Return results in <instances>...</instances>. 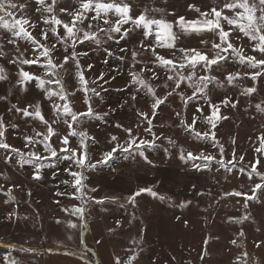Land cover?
Listing matches in <instances>:
<instances>
[{
  "label": "rangeland",
  "instance_id": "rangeland-1",
  "mask_svg": "<svg viewBox=\"0 0 264 264\" xmlns=\"http://www.w3.org/2000/svg\"><path fill=\"white\" fill-rule=\"evenodd\" d=\"M15 2L27 3L29 7L25 15L34 23L39 21L41 14L36 12L38 5L35 0H15ZM131 3L134 17L146 7L161 10L149 13L150 16L155 18L163 16L173 23L176 16H184L186 19L197 18L198 14L188 9L189 4H195L202 11L214 6L213 0H131ZM57 7H68L71 10L76 7L75 0H61ZM170 12L175 13L176 16L167 15ZM226 14L232 15L230 12ZM60 18L65 22L69 19L66 15ZM43 27L45 26L41 23L37 29H30L38 40L41 38L40 30ZM124 27L129 32L118 45L113 41H107L99 48L87 42L83 46L77 45V51L88 53L87 56L80 57L86 79L91 82L103 73L107 81V83L103 81H98L97 84L90 83V87H96L100 92L99 96L91 97L93 110L99 118L92 116L84 119L77 131H86L94 138L87 143L90 162L95 163L102 159L103 153L110 151L114 146L115 142H110L112 136H116L120 143L126 142L128 134L125 129H132L133 135L138 140L153 139L151 134L144 131L149 127L147 121L138 115L139 112H145L153 120L150 126L153 133L159 137L155 141L156 146L145 150L147 159L135 152L117 153L114 154L115 159L107 164L97 165L94 169L77 168L71 159L64 158L69 154L61 151L59 137L68 134L67 125L61 119L53 125L57 136L51 140L52 147L61 158L54 157L41 161L38 179L33 178L37 172L34 163H18L19 157L5 163L3 150H0V185H3V189L0 190V264H5L6 258L8 264H13V261L15 264H97V262L115 264L117 257L126 259L131 255L130 251L124 250L111 258L108 257V251H104L106 256L96 254L95 244H98V251L101 252L106 238L110 237L113 243H117V239L122 238L121 235L124 234L121 233L124 222L119 219L121 217L124 220L136 219L138 214L135 215V212L139 213L137 208L144 218L155 221L153 218L161 216V223L156 221L158 224H153L150 229L162 224L158 228H164L162 233H166L170 240L172 238V245H176V249L181 250L177 252L176 257H170L171 264H186L185 262L237 264L238 256L241 257L239 264H245V260L246 264H264V190H257L256 198L247 201L243 196L225 195L233 191L252 195V186L260 183L256 176L251 180L248 178L250 167L241 172V165L237 161L239 156L243 155L245 157L243 163L247 165L249 162H254L259 155L255 152V148L259 147L260 143L257 137L264 134V113L257 112L255 105L264 101V77L258 79L255 84L257 91L251 96L241 95L244 88L254 86L253 81L248 78L238 80L235 86L209 85L208 101L203 98L194 99L187 106L183 104L178 94L168 96L156 116L152 117V99L145 94V91L137 93L134 87L129 86V72H140L145 64L152 67L157 72V78L153 79L152 73L147 71L142 73V78L152 85L161 98L174 88V84L168 80L170 73L151 63L154 59L151 53L145 54L140 50L142 41L148 45L155 37L145 40L143 29L134 28L131 23ZM228 27L225 24V28ZM174 31L179 29L174 28ZM60 34L63 35L62 28ZM49 36L47 43L51 46L56 40L51 34ZM208 38L217 39L218 42V38L210 34ZM199 39V37L185 36L181 37L179 44L181 47H202L198 43ZM234 43L244 47L246 54H254L246 37ZM20 46L21 50L28 48L27 56L32 59L30 46L25 42H21ZM104 48H108L113 55L111 57L106 55ZM120 48L128 51L120 52ZM133 49L140 51V56L137 58L140 63L132 61ZM11 50V45H6L4 48L6 53ZM156 51L165 58L171 55L170 49L158 47ZM65 54L64 47L57 43L53 59L62 62ZM121 56L124 57L123 61L119 59ZM89 64L93 65L91 70L87 69ZM0 66L4 67L5 75L8 77L0 81V97H4L0 99V117L4 118L8 126L6 142L22 152H27L29 149L24 146V136L34 135L33 129L43 131L44 126L32 118L25 120L21 114L9 109L13 104L25 108L29 104L35 105L40 102L42 114L51 122L55 119L52 105L45 99L44 92L36 87L35 81L24 86L16 83L18 69L8 63L7 57H0ZM69 67L74 66L69 65ZM24 70L36 76H44V69L36 65L24 66ZM246 71L252 70L240 65L235 59H229L221 69L213 71L212 75L223 82L227 73ZM198 74H200L199 70ZM61 75L65 76V87L69 91L79 87L74 74L68 76L62 71ZM180 91H183L185 96L192 94V89L187 88L186 85H182ZM133 95L137 97L135 100L132 99ZM225 97L230 101H238L237 106L232 108L222 105L220 102ZM83 99L82 92H78L72 98L75 111L87 110ZM209 102L220 105L218 115L227 117L219 120L215 129L203 119L211 112L208 107ZM198 107L203 109V116L197 112ZM177 113H180L179 117ZM194 116L197 117L196 131L215 132L219 145H223L226 163L232 160L235 151L237 161L233 163L236 167L227 164V168H231V171L220 167L216 162L220 160L219 146L214 147L210 139L197 138L185 131L184 126L180 124L181 118H184L186 123H191ZM13 123L18 125L17 129L11 128ZM116 125L122 127L118 128ZM69 146L78 149L79 138L70 137ZM37 149L41 155H47L43 145H37ZM189 152L194 155H199L201 152L205 155L211 154L215 160L209 163L181 158L182 155L186 157ZM260 159L262 162L257 168L259 172L264 173V156ZM205 163L208 164L206 168L202 166ZM193 164L201 167H193ZM65 169L83 175V187L80 192H75L72 186L74 178ZM9 187L14 198L11 200L5 195ZM140 189H150L151 192L156 193V196L148 191L135 196ZM133 196L135 203H130L129 197ZM6 200L8 203H5ZM100 200H103V203H96ZM81 204L85 208L83 229L79 227L78 216L70 214L73 207H79ZM130 206H134V210L128 213ZM118 210L122 213H118ZM9 213L14 215L10 217ZM245 216L247 219H243ZM164 217L169 219V224L167 221L163 222ZM154 221L151 223H156ZM69 222L76 223L77 228H70ZM232 241L236 243L233 244ZM29 249L31 251H27ZM185 252L190 253L186 258ZM244 252L247 253L246 258L241 256ZM134 262L135 260L133 264Z\"/></svg>",
  "mask_w": 264,
  "mask_h": 264
},
{
  "label": "snow or ice",
  "instance_id": "snow-or-ice-1",
  "mask_svg": "<svg viewBox=\"0 0 264 264\" xmlns=\"http://www.w3.org/2000/svg\"><path fill=\"white\" fill-rule=\"evenodd\" d=\"M61 0H35L38 5L36 12L40 13L39 21L34 23L26 15L29 5L27 3H17L15 0H0V57H7L8 63L15 65L18 69V79L16 83L24 86L31 81L36 82V87L44 92L45 99L49 100L52 105V111L55 119L49 122L42 114L40 102L35 105L29 104L25 108H20L13 104L9 111L19 113L25 120L32 118L34 121H39L44 126L43 131H37L33 129L34 135H25V148L29 149L27 152H22L20 149L15 148L11 144L6 142V133L8 126L4 122V118L0 117V150H3L5 163L10 162L13 158L19 157L18 163H34L37 168V172L33 178H39V168L41 167V161L52 158H61L60 154L52 147L51 140L57 136V131L53 127L61 119L63 123L67 125L68 134L59 137L61 151L68 153L69 155L64 157L71 159L73 164L77 168H91L94 169L97 165L107 164L111 160L115 159L114 154L117 153H130L135 152L140 157L147 159L145 156V150L147 148H154L156 139H159L153 133L150 127L153 124V120L149 118V114L145 112H139L138 115L147 121L149 127L144 129L145 132L153 136L152 140H146L140 138L139 140L133 135L132 129H125L128 136L125 143H120L116 136L111 137L110 142H115L110 151L103 153L102 159L95 163L90 162L88 156V141L94 140L90 137L86 131H77L81 122L92 116H99L93 110L92 96H99L100 92L96 87H90L91 84H97L98 81L107 83L104 79V74L101 73L99 77L91 82L85 77V70L82 67L80 57L87 56V52L77 51V45L83 46L86 42L94 44L98 48L102 47L107 41H113L117 45L125 36L128 35L129 30L124 27L131 23L134 28H142L145 40L154 36L155 39L145 45L141 42L140 50L145 54L151 53L154 58L151 63L157 68L164 69L168 75V80L173 82L174 88L167 93L163 98L159 97L152 85L142 78V73L145 71L152 73V78H157V72L145 64L140 69V72L130 71L129 86L134 87L139 93L145 91V94L152 99L151 103V115L155 117L158 109L163 105L168 96L178 94L181 101L187 106L194 99L203 98L208 101L209 85L235 86L236 82L243 78H248L253 81V87L244 88L241 95L251 96L257 91L255 84L259 78L264 77V0H213V5L207 11H202L201 8L195 4H189L188 9L198 14L196 19H186L184 16H176L175 13L170 12L167 15L176 16L174 23L164 19L163 16L155 18L150 16L151 12H159V9L144 8L139 15L133 16V5L131 0H75L76 7L71 10L68 7H57ZM226 12L232 13L227 15ZM19 14V15H18ZM62 15L69 17L68 21L61 19ZM87 22V24H86ZM45 27L41 28L40 40L36 39L33 32L30 29H37L40 24ZM86 24V27H85ZM225 24L229 27L226 29ZM63 29V35L60 34V29ZM174 28H178L179 31H174ZM51 37H54L56 43L48 45L47 41ZM209 34L217 39H209ZM193 36L199 37V45L202 47H181L179 42L181 37ZM242 37H246L251 44V51L253 55L245 53V49L242 46H237L234 41L241 40ZM43 41V42H42ZM21 42H25L31 48L33 55L32 59L27 56L28 48L21 50ZM57 43L64 47L65 55L62 62H57L53 59ZM6 45H11L12 50L9 53L4 51ZM210 46V47H209ZM166 48L171 50V55L168 58L161 56L157 53V48ZM69 49L71 52L69 53ZM106 55L111 57L113 53L104 48ZM120 52H127L125 48H120ZM132 61L140 63L137 58L140 56V51L133 49L131 52ZM121 61L124 57H119ZM229 59H235L240 65L251 69L252 71L227 73L224 77V81H220L216 76L212 75L213 71L219 70L225 65ZM107 63V61H106ZM36 65L38 68L44 69V76H36L30 71H25L24 66ZM73 65L74 67H69ZM93 65H87V69L91 70ZM198 70L199 73L198 74ZM64 72L68 76L74 74L75 80L79 87L74 91H69L66 87L65 76L61 75ZM223 75V73H221ZM8 77L5 75V69L0 66V81L6 80ZM114 79V77H113ZM55 87H52V86ZM182 85H186L187 88L192 89V94L185 96L183 91H180ZM102 87V85H99ZM78 92H82L84 99L83 103L87 106V110L84 112H78L74 110V104L72 98L76 96ZM91 94V95H90ZM137 97L133 95L132 99ZM4 99V97H0ZM224 106H231L235 108L238 101H230L225 97L220 102ZM208 107L211 112L208 116H204L205 123L211 125L212 129L216 128L217 122L221 119H227L218 115L220 105L208 103ZM31 109V111H30ZM255 109L259 113H264V101L257 103ZM197 112L203 116V109L198 107ZM107 115V114H105ZM180 116V113H177ZM197 117H193L191 123H186L184 118L180 119V124L184 126L185 131L190 132L199 139H210L213 141V146H219L220 160L216 161L220 167L226 168L231 171V168H227V164H232L236 167L233 161H237L235 151H233L232 160H228L227 163L224 159L223 145H219V141L216 140L214 131L199 132L196 131L195 125ZM118 128L121 125H116ZM12 129H17L18 125L11 124ZM78 137L79 147L73 149L69 146V138ZM260 142L259 147L255 148V152L259 155L254 162L244 164L245 157L239 156L237 163H240V171L244 172L246 168L250 167L248 171V178L251 180L253 176L259 178L260 183L252 186L251 193H242L239 191H233L225 193L226 196H243L247 200L256 198L257 190H264V173L258 171L257 166L261 164V156H264V134L257 137ZM235 143V141H233ZM37 145H43L44 152L47 155H41L37 149ZM182 159H189L192 161L203 160L212 162L215 157L211 154L205 155L201 152L199 155L193 153H187V156H181ZM207 167L208 164L202 165ZM193 167H201V165L193 164ZM65 171L74 178L73 187L75 192H80L83 187L84 177L79 172H73L71 169H65ZM65 183H68L65 181ZM3 189V185H0V190ZM11 187L5 193L9 197V200L14 199L11 196ZM148 191L151 195L156 196L155 192H151L150 189H140L135 193V196H139L142 192ZM75 195V193L73 194ZM135 196L129 197L130 203H135ZM5 203H8L6 200ZM96 203H103V200L96 201ZM184 205L182 204L181 207ZM247 207V203H245ZM68 211L67 209H64ZM85 208L81 204L79 207H73L70 214L78 216L79 227L83 229L85 223ZM14 213H9L11 217ZM231 219V218H230ZM247 219V217H243ZM60 223V221H57ZM119 224V221H117ZM70 228H77L76 223L69 222ZM243 235V232H240ZM135 244H139V241H133ZM233 244L236 241H232ZM259 247V244H257ZM23 250V249H22ZM27 251H31L30 249ZM132 255H129L126 259L117 257L115 264H133L136 259L134 250ZM242 257H247V253H241ZM240 256L237 257V264L240 262ZM5 264H8L7 258ZM13 264L15 262L13 261ZM246 264V260H245Z\"/></svg>",
  "mask_w": 264,
  "mask_h": 264
},
{
  "label": "crops",
  "instance_id": "crops-1",
  "mask_svg": "<svg viewBox=\"0 0 264 264\" xmlns=\"http://www.w3.org/2000/svg\"><path fill=\"white\" fill-rule=\"evenodd\" d=\"M131 209L128 210V213L133 212L134 206H130ZM137 208V207H136ZM114 209V208H113ZM115 210V209H114ZM130 211V212H129ZM137 211L139 213L135 212V215L138 214L136 219H126L124 220L122 217L119 219L124 222V228L122 229L121 233H124L121 235L122 238L117 239V243H113L112 239L110 237L106 238V243H103V245L106 244V246L102 245L103 250L101 252L98 251L97 243L96 245V254L99 253L101 255H105L104 251H108L109 256L111 258H114L119 253L123 252L124 250L132 249L135 252L136 259L134 264H171V261L169 260L170 257H176L177 252H181V250L176 249V245H172V238H168V236L162 233V230H165L164 228H158L154 227V229H150L153 224H158L156 221H159L161 223V216L159 218H153L155 219H149L144 218L141 215V211L139 208H137ZM118 213H122L119 210ZM139 215H141L139 217ZM161 215V214H159ZM165 216V213L163 214ZM163 222H168L169 219H165ZM156 223H151L152 221ZM162 225V224H161ZM160 225V226H161ZM124 231V232H123ZM113 240H115L113 238ZM139 241V244L133 243V241ZM164 241V242H162ZM165 243V244H164ZM93 249L92 247H90ZM169 248V249H168ZM173 248V249H172ZM85 250H91L84 248ZM177 250V251H176ZM185 258L188 257L190 253L185 252ZM130 254L132 255V251H130ZM175 254V255H174ZM95 258V252H94ZM182 257V256H181ZM163 258V259H162ZM166 258V259H164ZM162 259V260H161ZM163 262V263H162ZM187 264V262H185ZM97 264H99L97 262Z\"/></svg>",
  "mask_w": 264,
  "mask_h": 264
}]
</instances>
